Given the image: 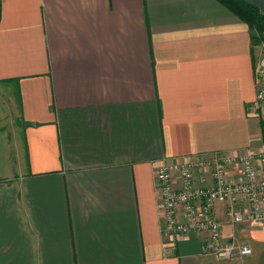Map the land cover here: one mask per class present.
Masks as SVG:
<instances>
[{"label":"crops","instance_id":"obj_1","mask_svg":"<svg viewBox=\"0 0 264 264\" xmlns=\"http://www.w3.org/2000/svg\"><path fill=\"white\" fill-rule=\"evenodd\" d=\"M250 35L217 0H0V264H264V225L222 205L250 255L164 237L154 180L164 158L264 150Z\"/></svg>","mask_w":264,"mask_h":264},{"label":"built area","instance_id":"obj_2","mask_svg":"<svg viewBox=\"0 0 264 264\" xmlns=\"http://www.w3.org/2000/svg\"><path fill=\"white\" fill-rule=\"evenodd\" d=\"M257 88L252 108L264 112V55L256 62ZM154 180L164 237L195 233L201 252L216 260L248 256L251 247L222 236L215 215L222 205L231 224L264 225V150L212 151L164 158Z\"/></svg>","mask_w":264,"mask_h":264},{"label":"trees","instance_id":"obj_3","mask_svg":"<svg viewBox=\"0 0 264 264\" xmlns=\"http://www.w3.org/2000/svg\"><path fill=\"white\" fill-rule=\"evenodd\" d=\"M251 29V41L264 50V12L244 0H217Z\"/></svg>","mask_w":264,"mask_h":264},{"label":"rangeland","instance_id":"obj_4","mask_svg":"<svg viewBox=\"0 0 264 264\" xmlns=\"http://www.w3.org/2000/svg\"><path fill=\"white\" fill-rule=\"evenodd\" d=\"M257 45L260 46L261 52H259V54L264 55L263 46L261 44H257ZM0 92H1V94H0V111L3 115V117H6V115L10 114V110H11V108L9 107V98H8L9 94H6L1 90H0ZM7 102H8V104H7ZM0 122L3 125L4 120H1ZM9 122L12 123V121H9ZM252 150L256 151V152L260 151L259 149L258 150L252 149ZM200 249H201V247H200Z\"/></svg>","mask_w":264,"mask_h":264},{"label":"water","instance_id":"obj_5","mask_svg":"<svg viewBox=\"0 0 264 264\" xmlns=\"http://www.w3.org/2000/svg\"><path fill=\"white\" fill-rule=\"evenodd\" d=\"M244 1L264 12V0H244Z\"/></svg>","mask_w":264,"mask_h":264}]
</instances>
